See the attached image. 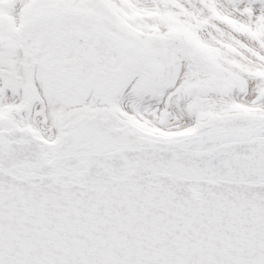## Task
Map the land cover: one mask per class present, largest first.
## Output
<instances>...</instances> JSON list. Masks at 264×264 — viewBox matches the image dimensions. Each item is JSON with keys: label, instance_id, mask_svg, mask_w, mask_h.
<instances>
[{"label": "snow or ice", "instance_id": "obj_1", "mask_svg": "<svg viewBox=\"0 0 264 264\" xmlns=\"http://www.w3.org/2000/svg\"><path fill=\"white\" fill-rule=\"evenodd\" d=\"M0 264H264V0H0Z\"/></svg>", "mask_w": 264, "mask_h": 264}]
</instances>
